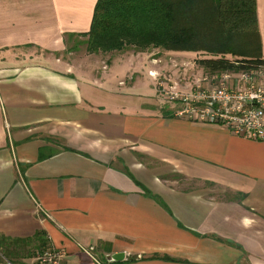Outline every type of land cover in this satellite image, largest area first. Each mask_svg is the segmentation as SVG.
<instances>
[{
	"label": "crops",
	"instance_id": "0c3cea01",
	"mask_svg": "<svg viewBox=\"0 0 264 264\" xmlns=\"http://www.w3.org/2000/svg\"><path fill=\"white\" fill-rule=\"evenodd\" d=\"M96 1L0 0V235L62 264H264V141L165 107L149 49L63 59Z\"/></svg>",
	"mask_w": 264,
	"mask_h": 264
},
{
	"label": "trees",
	"instance_id": "16d2710c",
	"mask_svg": "<svg viewBox=\"0 0 264 264\" xmlns=\"http://www.w3.org/2000/svg\"><path fill=\"white\" fill-rule=\"evenodd\" d=\"M75 35L87 36L91 53L128 48L205 52L211 57L197 60V64L206 73L264 65L256 0H97L89 30L69 34ZM44 157L39 155V159ZM46 245L42 232L24 239L0 235V248L8 256ZM154 257L176 261L168 256Z\"/></svg>",
	"mask_w": 264,
	"mask_h": 264
},
{
	"label": "built area",
	"instance_id": "2783aa9c",
	"mask_svg": "<svg viewBox=\"0 0 264 264\" xmlns=\"http://www.w3.org/2000/svg\"><path fill=\"white\" fill-rule=\"evenodd\" d=\"M158 93L179 104L175 114L190 121L226 126L232 134L264 141V65L239 71L207 73L185 90L178 83L149 72ZM95 264L91 248L83 249ZM65 252L46 246L27 259L16 261L0 253L1 264H62Z\"/></svg>",
	"mask_w": 264,
	"mask_h": 264
},
{
	"label": "rangeland",
	"instance_id": "374dc122",
	"mask_svg": "<svg viewBox=\"0 0 264 264\" xmlns=\"http://www.w3.org/2000/svg\"><path fill=\"white\" fill-rule=\"evenodd\" d=\"M71 40H69L66 50L62 53V58L68 62L76 63L78 59L82 56H92L94 53H91L87 50V36L75 35L72 36ZM149 52H151V56L153 59L157 60L155 62L160 64V69H164V72L171 75L172 73L176 74L172 75L171 81L178 83L181 89L185 90L188 84H191L196 77L205 76L207 73L205 70L197 64V60L203 58H209L211 55L205 52H187V51H171L165 50L163 48H148ZM113 52V51H112ZM99 53V52H96ZM107 53V52H100ZM109 53V52H108ZM228 58L232 59L231 55H227ZM167 69V71H165ZM172 72V73H171ZM187 72V73H186ZM169 75H166V79H169ZM174 77V78H173ZM159 97L163 100V105L165 107L171 106L173 111H176L179 107V104L175 102H170L165 99L158 93ZM179 179V185L182 187H193L199 186V183L192 180H186L180 177H176ZM38 249L30 247L23 251H18V256H8L4 250V248H0V253L4 256L10 257L16 261H22L27 259L29 256L34 254ZM100 263L106 264V261H101L97 259ZM1 264V258H0Z\"/></svg>",
	"mask_w": 264,
	"mask_h": 264
},
{
	"label": "water",
	"instance_id": "95a60500",
	"mask_svg": "<svg viewBox=\"0 0 264 264\" xmlns=\"http://www.w3.org/2000/svg\"><path fill=\"white\" fill-rule=\"evenodd\" d=\"M124 256L123 253H117L111 256L112 260H118L121 259Z\"/></svg>",
	"mask_w": 264,
	"mask_h": 264
}]
</instances>
